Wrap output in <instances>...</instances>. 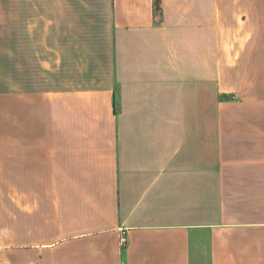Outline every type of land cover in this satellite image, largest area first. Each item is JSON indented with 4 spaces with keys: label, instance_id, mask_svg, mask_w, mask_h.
I'll use <instances>...</instances> for the list:
<instances>
[{
    "label": "crops",
    "instance_id": "1",
    "mask_svg": "<svg viewBox=\"0 0 264 264\" xmlns=\"http://www.w3.org/2000/svg\"><path fill=\"white\" fill-rule=\"evenodd\" d=\"M0 46V264H264V0H0Z\"/></svg>",
    "mask_w": 264,
    "mask_h": 264
},
{
    "label": "rangeland",
    "instance_id": "2",
    "mask_svg": "<svg viewBox=\"0 0 264 264\" xmlns=\"http://www.w3.org/2000/svg\"><path fill=\"white\" fill-rule=\"evenodd\" d=\"M0 56L5 57L4 59L0 60V86L3 87L6 83V46H0ZM6 101L0 102L4 103ZM8 132V125H7V110H6V105H0V138H5L6 133ZM0 143H6L4 140H0ZM3 151V148L1 147V152ZM5 151L2 152V154ZM7 175L6 173H1V180H6ZM6 192L7 190H3ZM6 218L0 217V246H6L7 241H6V232L3 231V225L6 224ZM5 227V226H4ZM6 260V252L3 253V250L0 251V261Z\"/></svg>",
    "mask_w": 264,
    "mask_h": 264
},
{
    "label": "built area",
    "instance_id": "3",
    "mask_svg": "<svg viewBox=\"0 0 264 264\" xmlns=\"http://www.w3.org/2000/svg\"><path fill=\"white\" fill-rule=\"evenodd\" d=\"M120 245L121 247H124L126 245V238L124 236H121L120 238Z\"/></svg>",
    "mask_w": 264,
    "mask_h": 264
},
{
    "label": "trees",
    "instance_id": "4",
    "mask_svg": "<svg viewBox=\"0 0 264 264\" xmlns=\"http://www.w3.org/2000/svg\"><path fill=\"white\" fill-rule=\"evenodd\" d=\"M155 8H158V0H154Z\"/></svg>",
    "mask_w": 264,
    "mask_h": 264
}]
</instances>
